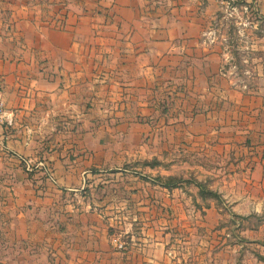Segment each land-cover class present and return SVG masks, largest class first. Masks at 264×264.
<instances>
[{
    "label": "crops",
    "instance_id": "obj_1",
    "mask_svg": "<svg viewBox=\"0 0 264 264\" xmlns=\"http://www.w3.org/2000/svg\"><path fill=\"white\" fill-rule=\"evenodd\" d=\"M250 1L0 0V264H199L208 243L190 251L174 235L190 220L163 214L188 195L156 177L264 208L263 98L232 57L255 46L223 29ZM207 203L200 225L216 227Z\"/></svg>",
    "mask_w": 264,
    "mask_h": 264
},
{
    "label": "rangeland",
    "instance_id": "obj_2",
    "mask_svg": "<svg viewBox=\"0 0 264 264\" xmlns=\"http://www.w3.org/2000/svg\"><path fill=\"white\" fill-rule=\"evenodd\" d=\"M238 5V7L247 5L246 17L248 19L245 18V21L238 20L237 22L230 21L225 24L223 29L227 35L226 41L234 48L239 45L255 46L254 51L249 53V55L257 61L253 64L245 63L244 60L249 58L248 52L236 49L232 55L233 69L236 72L238 85L246 87L253 94L252 97L256 98L255 103H260L263 98L262 103L264 104V49H259L260 46L264 47V0H251L250 4L241 3ZM237 23L245 24L246 27ZM238 32H241V34ZM259 60L262 61L260 62ZM154 164L156 163L146 161L134 164L135 166H132V168H138L137 165H139L145 169V167H152ZM177 170L178 172L180 171L179 168ZM172 178L176 187L165 186L168 180ZM155 180L167 189L181 187L184 193L188 195L189 206L186 207L187 210L180 211L181 216H179V211L163 212V214L172 220L179 218H183L184 221L186 219L190 220L189 224L191 226L183 227V224L182 226L177 225L174 227V235L178 236L179 241L184 243L195 242L190 245V251L202 250L203 247L199 245L201 241L208 243L204 247L207 251L199 254V257L202 256L199 264H264V208L256 213L241 216L233 212L230 207H225L224 200L218 193H216L219 196L218 198L202 197L200 188L196 184V182L200 181L195 180L194 177H189L186 180L180 177H156ZM200 183L204 187L208 185L207 183ZM244 183L247 184L246 182ZM247 187L244 188L246 189ZM205 189L207 190L206 187ZM189 190H197L198 194H194ZM198 201L199 203H197ZM207 201L215 203L218 209L217 213L221 216L216 227H202L200 225L206 215L204 208L208 209L211 206V203H207ZM135 213L137 216L140 213L151 216L152 211L131 212L129 216H136ZM216 218H218L217 214ZM246 231H249L250 234L255 233L252 241L246 237L247 235L244 233ZM186 247H189V245H186ZM219 252L220 256L218 257L217 254ZM189 264H191L190 261Z\"/></svg>",
    "mask_w": 264,
    "mask_h": 264
},
{
    "label": "built area",
    "instance_id": "obj_3",
    "mask_svg": "<svg viewBox=\"0 0 264 264\" xmlns=\"http://www.w3.org/2000/svg\"><path fill=\"white\" fill-rule=\"evenodd\" d=\"M4 114H5V106H4V103L2 101H0V123L2 122V120L4 118ZM46 168H47V175L49 177H52L53 176L52 171L48 167H46ZM30 169L31 168L29 167V170ZM112 242H113L115 248L120 250V251L125 250L127 247L126 242L118 235L113 237Z\"/></svg>",
    "mask_w": 264,
    "mask_h": 264
},
{
    "label": "trees",
    "instance_id": "obj_4",
    "mask_svg": "<svg viewBox=\"0 0 264 264\" xmlns=\"http://www.w3.org/2000/svg\"><path fill=\"white\" fill-rule=\"evenodd\" d=\"M197 186L200 188V194L202 197H212V198H218V194L210 191V190H206L204 185L200 182H196ZM165 186L167 187H176V185H174L173 183V178L169 179L168 182L165 184Z\"/></svg>",
    "mask_w": 264,
    "mask_h": 264
}]
</instances>
